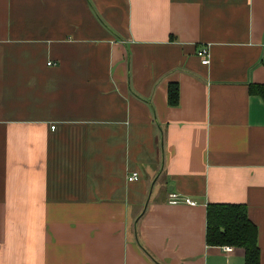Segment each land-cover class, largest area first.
Instances as JSON below:
<instances>
[{
  "label": "crops",
  "instance_id": "crops-1",
  "mask_svg": "<svg viewBox=\"0 0 264 264\" xmlns=\"http://www.w3.org/2000/svg\"><path fill=\"white\" fill-rule=\"evenodd\" d=\"M251 83L264 0H0V264H245L207 244L213 202L247 205L264 264Z\"/></svg>",
  "mask_w": 264,
  "mask_h": 264
},
{
  "label": "trees",
  "instance_id": "trees-1",
  "mask_svg": "<svg viewBox=\"0 0 264 264\" xmlns=\"http://www.w3.org/2000/svg\"><path fill=\"white\" fill-rule=\"evenodd\" d=\"M250 93L264 100V83H251ZM169 103H179L180 87L169 84ZM259 230L250 219L248 207L242 203L213 202L207 206L206 242L212 246H234L245 250V264H260Z\"/></svg>",
  "mask_w": 264,
  "mask_h": 264
},
{
  "label": "built area",
  "instance_id": "built-area-1",
  "mask_svg": "<svg viewBox=\"0 0 264 264\" xmlns=\"http://www.w3.org/2000/svg\"><path fill=\"white\" fill-rule=\"evenodd\" d=\"M197 54L200 57L202 64L209 65L211 63V50L209 45H204L202 48L198 50ZM138 177H139V172H133L128 176V180L134 181L137 180ZM170 202L174 204L186 203L193 206L197 204V202L194 199L187 196H182L176 192H171ZM232 249H233L232 246H225L226 251H231Z\"/></svg>",
  "mask_w": 264,
  "mask_h": 264
}]
</instances>
